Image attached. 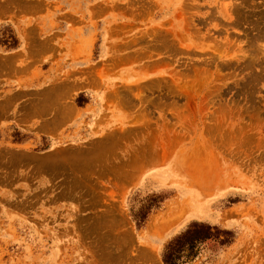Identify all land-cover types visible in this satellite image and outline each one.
Wrapping results in <instances>:
<instances>
[{
	"label": "rangeland",
	"instance_id": "1",
	"mask_svg": "<svg viewBox=\"0 0 264 264\" xmlns=\"http://www.w3.org/2000/svg\"><path fill=\"white\" fill-rule=\"evenodd\" d=\"M169 249L264 264V0H0V264Z\"/></svg>",
	"mask_w": 264,
	"mask_h": 264
},
{
	"label": "crops",
	"instance_id": "2",
	"mask_svg": "<svg viewBox=\"0 0 264 264\" xmlns=\"http://www.w3.org/2000/svg\"><path fill=\"white\" fill-rule=\"evenodd\" d=\"M176 226L177 225L172 226V228L171 227L170 228L169 227L168 228L166 227V230H163L162 232L159 231L158 233H153V234L150 233L151 235H149L147 233H144L145 235H143L142 241L144 242L145 247L151 246L152 248H155V253L158 254V249L162 248L163 245H164V243H165V239H164V236L163 235L165 234V232L167 234V232H169L171 229H175ZM143 231H144V229H143ZM152 235H156V236L162 237V241L160 240V243H157V244L154 243L152 241V239H151L152 238ZM156 257H157V260L159 261V264H164L163 263V260H161V258H159L157 255H156Z\"/></svg>",
	"mask_w": 264,
	"mask_h": 264
},
{
	"label": "trees",
	"instance_id": "3",
	"mask_svg": "<svg viewBox=\"0 0 264 264\" xmlns=\"http://www.w3.org/2000/svg\"><path fill=\"white\" fill-rule=\"evenodd\" d=\"M173 252L169 249L163 254V262L165 264H178L179 257L177 259L173 258ZM178 261V262H177ZM187 262V261H186ZM182 264V263H181Z\"/></svg>",
	"mask_w": 264,
	"mask_h": 264
},
{
	"label": "bare ground",
	"instance_id": "4",
	"mask_svg": "<svg viewBox=\"0 0 264 264\" xmlns=\"http://www.w3.org/2000/svg\"><path fill=\"white\" fill-rule=\"evenodd\" d=\"M189 213H192V211L189 210Z\"/></svg>",
	"mask_w": 264,
	"mask_h": 264
}]
</instances>
